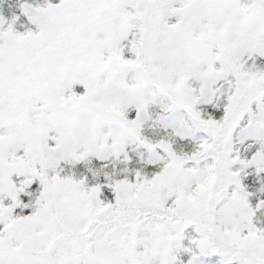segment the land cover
<instances>
[{
  "label": "snow or ice",
  "instance_id": "obj_1",
  "mask_svg": "<svg viewBox=\"0 0 264 264\" xmlns=\"http://www.w3.org/2000/svg\"><path fill=\"white\" fill-rule=\"evenodd\" d=\"M0 264H264V0H0Z\"/></svg>",
  "mask_w": 264,
  "mask_h": 264
}]
</instances>
